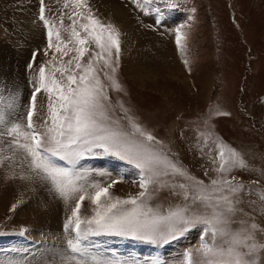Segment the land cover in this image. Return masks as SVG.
Listing matches in <instances>:
<instances>
[{"label":"rangeland","instance_id":"rangeland-1","mask_svg":"<svg viewBox=\"0 0 264 264\" xmlns=\"http://www.w3.org/2000/svg\"><path fill=\"white\" fill-rule=\"evenodd\" d=\"M88 3L96 17L114 24L121 33L116 79L123 91H113L100 73L114 106L108 109L109 115L126 126L116 104L122 103L162 142L154 147L205 186L221 178L215 171L219 161L213 163L217 156L213 141L239 153L247 167L227 174L233 184L243 186L232 197L237 203L231 228L251 231L255 224V242L264 244V0H160L163 16L159 24L155 14L144 15L131 0ZM44 5L46 19L59 25L64 12V26L71 23L63 0H44ZM39 9L40 0H0V92L18 93L19 116L26 115L40 64L52 57L51 50L44 55L47 35L38 19ZM177 28L186 36L183 53L176 45ZM61 34L67 39V32ZM91 50H96L94 45ZM46 103V95L39 93L34 117L38 125L46 117ZM79 167L91 171L90 180L104 187L111 184L109 192L114 198L127 199L141 192L139 170L114 156H88ZM14 171L20 173L19 165ZM12 172L0 167V259L59 264V253L66 251L63 224L75 199L66 204L38 179H11ZM161 180L166 186H149L150 206L163 211L183 204L182 190L177 187L174 195L168 185L191 182L171 176ZM93 207L86 199L81 217L91 216ZM22 228L26 229L23 236L19 235ZM201 231L202 226L197 225L162 246L122 237L92 239L108 255L114 252L140 260L160 257L167 264H179L185 250L198 246ZM39 235L46 238L38 240ZM258 259L264 264V251L258 253Z\"/></svg>","mask_w":264,"mask_h":264},{"label":"snow or ice","instance_id":"snow-or-ice-1","mask_svg":"<svg viewBox=\"0 0 264 264\" xmlns=\"http://www.w3.org/2000/svg\"><path fill=\"white\" fill-rule=\"evenodd\" d=\"M131 2L146 16L155 14L157 24L161 22L160 0ZM63 8L69 9L71 23L67 27L63 24L64 12L59 25L46 19L44 0H40L38 19L47 35L44 55L48 56L51 50L52 57L39 66L26 115H18L21 106L18 93L0 92V167L13 169L11 179H38L66 204L75 199V206L63 224L66 251L59 253V264H167L160 257L140 260L119 257L114 252L108 255L92 238H131L162 246L197 225L202 226L200 242L194 249L184 251L179 264H261L258 253L264 251V244L255 242L257 226L252 224L251 231L231 228L237 203L232 197L243 186L233 184L227 174L246 168L245 160L222 142L213 141L217 150L213 163L219 161L215 171L221 178L205 186L156 149L154 144L162 142L145 130L119 101L116 104L126 126L120 119H113L108 109L114 106L103 80L108 81L113 91H123L116 79L121 33L114 24H105L96 17L88 0H63ZM62 31L67 32V39ZM185 40V34L177 28L176 45L182 53ZM92 45L96 50L90 51ZM36 55L34 52L33 61ZM86 56L89 58L84 62ZM64 57L69 59L65 61ZM28 67L31 69L32 63ZM41 92L47 98L46 117L38 125L34 117L38 115L37 95ZM96 155H111L138 169L141 192L127 199L114 198L109 192L111 184L104 187L90 180L91 171L78 165L86 157ZM17 165L21 169L19 174L14 171ZM169 176L191 182L168 185L174 195L177 187L182 190L184 203L163 211L154 209L149 204V186L164 187L161 177ZM86 199L94 206L93 214L82 218L80 210ZM16 207L14 204L11 210ZM25 232L22 228L19 235ZM0 264H24V261L4 258Z\"/></svg>","mask_w":264,"mask_h":264},{"label":"bare ground","instance_id":"bare-ground-1","mask_svg":"<svg viewBox=\"0 0 264 264\" xmlns=\"http://www.w3.org/2000/svg\"><path fill=\"white\" fill-rule=\"evenodd\" d=\"M141 80H142V79H141ZM29 235H31V236H33V237H34V235H35V237H34V238H37V234H36V233L29 232Z\"/></svg>","mask_w":264,"mask_h":264}]
</instances>
